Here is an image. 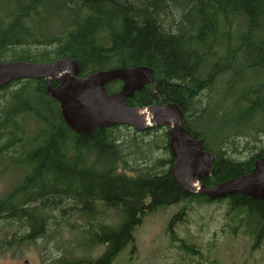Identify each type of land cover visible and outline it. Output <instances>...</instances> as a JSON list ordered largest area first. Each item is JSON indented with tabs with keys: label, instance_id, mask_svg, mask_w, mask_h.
<instances>
[{
	"label": "trees",
	"instance_id": "16d2710c",
	"mask_svg": "<svg viewBox=\"0 0 264 264\" xmlns=\"http://www.w3.org/2000/svg\"><path fill=\"white\" fill-rule=\"evenodd\" d=\"M59 56L76 58L80 76L115 67L152 68L162 103L174 101L191 113L183 118L185 129L217 154L212 175L201 179L207 185L249 173L264 156V144L245 160L228 158L224 148L235 137L257 141L264 135V0H0V64ZM120 85L114 80L106 89L115 92ZM45 90L43 79L0 88V168L12 165L18 173L0 195V220L28 228L17 240L0 242V252L46 233L68 202L66 210H77L91 224L97 201L124 216L119 229H106L112 246L103 261L112 260L115 248L134 244L133 231L145 215L182 201L167 225L172 241L184 244L174 225L184 221L192 201L225 199L232 218L247 222L252 250L264 241V200L239 193L211 200L189 194L172 178L174 157L164 127L147 130L162 131L140 145L131 136L120 139L117 131L131 129L127 125L79 135ZM157 102L146 85L125 105ZM131 149L142 162H152L142 167L148 174L127 177L139 168L127 159ZM156 149L163 154L154 163Z\"/></svg>",
	"mask_w": 264,
	"mask_h": 264
},
{
	"label": "rangeland",
	"instance_id": "374dc122",
	"mask_svg": "<svg viewBox=\"0 0 264 264\" xmlns=\"http://www.w3.org/2000/svg\"><path fill=\"white\" fill-rule=\"evenodd\" d=\"M118 133L121 140L131 136L139 145L153 137V133L150 136L135 134L132 129L126 128H120ZM233 141L238 146L248 142L253 150L264 144V135L257 141L248 136ZM161 151L154 152L153 155H161ZM227 152L235 160H245L250 156L248 151L237 153L227 148ZM151 154H148L149 157ZM140 158L142 155L140 152L135 153V149H131V154L127 157L132 165H152L151 161L142 162ZM134 160L138 164H134ZM4 167L0 168V195L18 178L17 170L12 165ZM71 204L68 202L60 214L55 212L57 218L51 219L44 236L36 238L35 242H26L1 251L0 264H57L61 245L69 242L75 236V231L79 230L74 226L85 225L77 210H66ZM228 204V199L211 203L192 201L185 210L184 221L174 225L176 235L184 244L172 241L167 230L170 218L184 205L183 201L145 215L141 224L133 231L135 251L132 252L131 245L128 244L116 264H264V241L252 250L253 238L246 228L247 222L240 221L239 218L233 219ZM109 215L113 216L112 219L107 217L105 220L117 225L118 216L113 213ZM27 230L28 228H20L16 221L0 220V242L12 234L18 237ZM98 252L99 249L96 248L90 254L81 253L78 256H95Z\"/></svg>",
	"mask_w": 264,
	"mask_h": 264
},
{
	"label": "water",
	"instance_id": "95a60500",
	"mask_svg": "<svg viewBox=\"0 0 264 264\" xmlns=\"http://www.w3.org/2000/svg\"><path fill=\"white\" fill-rule=\"evenodd\" d=\"M80 69L79 62L69 57L51 63L3 62L0 64V87L25 77L45 80L46 92L60 104L63 120L79 135L113 125H128L136 131L166 127L169 149L175 159L170 174L184 189L210 199L240 193L264 200V156L254 163L248 174L207 185L201 179L212 174L213 158L184 128L183 114L177 104H162L159 100L149 106L125 105V100L135 91L152 84L150 67H116L86 76H79ZM112 80H121L122 85L117 92L108 93L104 86ZM52 81L57 84L52 86Z\"/></svg>",
	"mask_w": 264,
	"mask_h": 264
},
{
	"label": "flooded vegetation",
	"instance_id": "af4514ba",
	"mask_svg": "<svg viewBox=\"0 0 264 264\" xmlns=\"http://www.w3.org/2000/svg\"><path fill=\"white\" fill-rule=\"evenodd\" d=\"M94 212L96 214L97 211ZM102 213L103 214L99 219H96L95 217L92 224L91 218H85L84 222L86 221V223H88L87 225L85 224L84 226L79 227L73 225L75 229L77 228L79 230L75 231V238L72 237L69 242L61 245V254L56 260L57 264H116L119 261L121 255L124 252V248H121V250L118 248L114 249V262H112L110 259L109 261L106 259L103 261V257H105L107 254H110V249L112 246V242L110 240L111 237L105 236L106 229H119L120 227L111 224V221H107L105 219L107 217L108 219H112L113 216L111 217L109 215L110 213L118 216V219L120 215L118 213L109 211V209H106ZM96 248L99 249V252L95 256H78L81 253L90 254Z\"/></svg>",
	"mask_w": 264,
	"mask_h": 264
},
{
	"label": "bare ground",
	"instance_id": "6f19581e",
	"mask_svg": "<svg viewBox=\"0 0 264 264\" xmlns=\"http://www.w3.org/2000/svg\"><path fill=\"white\" fill-rule=\"evenodd\" d=\"M28 50H31L30 48L28 49ZM23 52V51H22ZM64 57H69V58H72V59H75V60H77L76 58H74V57H71V56H64ZM63 56H59V57H57V58H54V59H51V60H48V61H45V62H33V61H29V60H24V59H15V61H27V62H31V63H51V62H54V61H57V60H60V59H62V58H64ZM8 61H12V59H7L6 61H4V62H8ZM78 61V60H77ZM3 63V62H2ZM27 79H35V78H29V77H25V78H22V79H18V80H27ZM36 80H40V79H36ZM210 82V81H209ZM209 84V83H208ZM206 84H204V86H205ZM6 86V85H5ZM2 87H4V86H1L0 88H2ZM206 87V86H205ZM130 98H132V97H130ZM167 103H175V104H177L176 102H174V101H170V100H168L166 103H163V104H167ZM178 105V104H177ZM59 107H60V105H59ZM182 114H183V118H185V117H189L190 115H191V113H186V112H184L183 110H182ZM154 127H152V128H147V129H144V130H141V131H139L140 132V134L141 135H148V136H150L151 135V133H153V137H155L156 135V133H158V131H153V132H149V133H146V131L147 130H150V129H153ZM133 132L135 133V134H139V133H137L136 131H134L133 130ZM241 137H244V136H241ZM152 138V137H151ZM236 138H240V137H235V138H233V139H230L227 143H226V147H224L225 148V156H227L228 158H231L229 155H228V152H227V148L230 150V151H232V152H237V153H240L241 151H248L249 152V154L250 155H253V153L256 151V150H258V147H256V149H253L252 150V148H251V146H248V145H240V146H238L239 144L238 143H236L235 141H233L234 139H236ZM236 143V144H235ZM235 144V145H234ZM168 146H169V141H168ZM142 150H145V148L144 149H142ZM157 151H160V149H156V150H154V152H157ZM205 151V150H204ZM162 153H161V155H153L152 156V159H153V162L154 163H156L157 162V160H159L158 159V157L159 158H162V157H160V156H162V154H163V150L161 151ZM210 154H211V156H212V158H213V161L214 160H216V158H217V154L216 153H213V152H209ZM165 158L166 157H168V156H164ZM232 159V158H231ZM174 158H173V162H174ZM213 163V162H212ZM4 167V166H3ZM139 167V166H138ZM5 168V167H4ZM161 170V169H160ZM211 170H212V173H213V169L211 168ZM148 174L147 173V171L144 169V168H142V167H139V168H136L134 171H132V170H130V171H127V174H128V176L127 177H131V176H143V174ZM145 174V175H146ZM212 174H208V175H205V176H203L202 178H204V177H206V176H211ZM237 177H239V176H237ZM234 178H236V177H234ZM230 179H233V177L232 178H230ZM230 179H228V180H230ZM225 181H227V180H225ZM214 182V181H213ZM180 185V184H179ZM181 186V185H180ZM182 187V186H181ZM183 188V187H182ZM184 189V188H183ZM184 190H186V189H184ZM187 191V190H186ZM189 194H191V195H196L195 193H193V192H191V191H187ZM233 194H236V193H232V194H229L228 196H232ZM76 202L74 201L73 202V204L76 206V204H75ZM66 206V205H65ZM65 208V207H64ZM106 206H105V204L102 202V201H97V203H96V209H97V212H96V214H95V217H96V219H99L101 216H102V212L103 211H105L106 210ZM124 221V216H122V215H120V217H119V222H118V224H117V226H120L121 225V222H123ZM11 222H15V221H11ZM17 222V221H16ZM43 231H45V227L43 228ZM41 233V232H40ZM40 233H38V235H37V238L38 237H41V236H44L45 235V233H42V234H40ZM13 238L15 239V240H17V238L18 237H14L13 236V234L11 235V237H9V238H4L3 239V241L4 240H6V243H9V242H11L12 240H13ZM35 240H36V238L35 239H32V240H29L28 242H35ZM24 243L22 242L20 245H23ZM112 262H114L115 261V259L114 258H112V260H111Z\"/></svg>",
	"mask_w": 264,
	"mask_h": 264
}]
</instances>
